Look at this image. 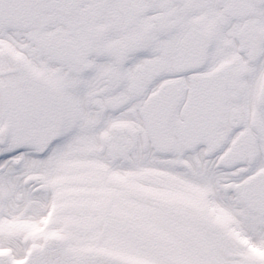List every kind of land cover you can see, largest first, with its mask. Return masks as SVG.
I'll return each mask as SVG.
<instances>
[{
	"label": "snow or ice",
	"instance_id": "snow-or-ice-1",
	"mask_svg": "<svg viewBox=\"0 0 264 264\" xmlns=\"http://www.w3.org/2000/svg\"><path fill=\"white\" fill-rule=\"evenodd\" d=\"M0 264H264V0H0Z\"/></svg>",
	"mask_w": 264,
	"mask_h": 264
}]
</instances>
